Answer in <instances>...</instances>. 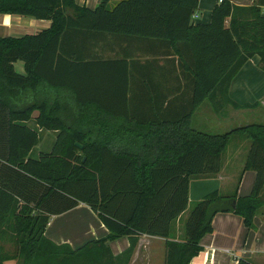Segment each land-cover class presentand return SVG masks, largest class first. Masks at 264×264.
<instances>
[{"label": "trees", "instance_id": "trees-1", "mask_svg": "<svg viewBox=\"0 0 264 264\" xmlns=\"http://www.w3.org/2000/svg\"><path fill=\"white\" fill-rule=\"evenodd\" d=\"M111 2L90 8L76 0H0V12L52 21L35 34L0 37V233L10 231L24 247L23 264H130L140 235L170 236L188 206L190 177L218 172L234 133L251 141L245 168L256 173L252 191L215 190L195 202L184 239L167 240L165 264H189L216 213L233 211L251 227L264 204V121L224 133L194 125L206 100L217 112L257 106L235 102L228 89L250 58L259 56L264 68V0H221L208 23L193 18L200 0H118L112 8ZM102 33L170 44L192 77L189 106L131 110L129 63L89 51ZM34 112L41 127L59 131L52 150L38 158L29 156L38 133L22 123ZM81 202L98 214L107 236L79 247L49 238L52 216ZM125 235L130 246L114 254L109 242Z\"/></svg>", "mask_w": 264, "mask_h": 264}, {"label": "crops", "instance_id": "crops-1", "mask_svg": "<svg viewBox=\"0 0 264 264\" xmlns=\"http://www.w3.org/2000/svg\"><path fill=\"white\" fill-rule=\"evenodd\" d=\"M76 1L80 5L95 8L101 0ZM232 1L238 5H251L258 3L260 0ZM220 2L221 0H200L199 8L195 12L198 16L194 19L199 18V11L201 10L206 11L205 23L210 22L213 9ZM262 12L264 13V5ZM51 24L52 21L49 19L0 12V37H20L25 34H35L50 27ZM88 48L89 51L104 57V59H123L129 63L130 88L128 93L131 101L128 107L131 110L150 111L158 108L175 110L189 106V99L192 95V77L187 76L179 68L178 56L170 44L136 35L102 33L98 35L96 40L89 43ZM18 64H20L19 61L15 63L16 69L19 72H24V63ZM182 94L184 95L183 98L181 97ZM156 95L159 99L158 102L153 98ZM228 95L239 104L258 103L257 106L244 108V110H264V68L259 56L250 58L236 73L229 85ZM123 122L126 124L125 121ZM250 122L249 120L247 123ZM22 123L29 126L27 122L23 121ZM235 134L238 133L230 136L226 147L221 153V168L218 172L195 174L190 177L188 206L184 212L173 220L170 236L140 235L130 264H154L152 259L155 256L157 259L160 256L162 260L160 263L165 264L167 240H183L185 237H182L181 227L178 228L177 232L176 229L174 230L173 225L175 226L177 221L181 220L183 214L186 213L193 202H197L206 194L215 190H218L224 196H246L250 194L256 176L254 170L245 168L251 148L250 139L243 133L250 143L245 148V152L240 154L242 157L244 155L240 162H237L239 154L237 151L230 153L228 158L223 155ZM262 195L264 196V190ZM80 212L88 216L90 227L86 228L81 225L82 229L80 231L76 230L74 235L76 237L73 238V241L78 239L77 242L72 243L67 238H64L66 240L63 241L59 240L65 237V233L59 232L56 227L60 226L65 219H74V217L78 219ZM108 233L109 230L97 213L82 202L62 214L53 215L46 229V235L49 238L57 243L68 242L73 247H79L91 239L107 236ZM109 244L113 253L119 254L130 246V237L120 236L110 241ZM199 245L201 246L200 251L191 259L189 264H238L240 259H245L251 264H264V204L255 214L251 227L246 226L243 217L233 211L216 213L213 218V231L204 234L199 241ZM145 250H148L149 257H141Z\"/></svg>", "mask_w": 264, "mask_h": 264}, {"label": "rangeland", "instance_id": "rangeland-1", "mask_svg": "<svg viewBox=\"0 0 264 264\" xmlns=\"http://www.w3.org/2000/svg\"><path fill=\"white\" fill-rule=\"evenodd\" d=\"M117 1L118 0H114L110 4L111 8L115 5ZM206 16H207L206 11L203 12L200 10L199 18L196 19V22L205 23L204 19L206 18ZM19 63L20 64L18 65H21L22 62L19 61ZM35 117H36V113L34 112V114L30 119L24 121L27 122L29 126H31L38 133L39 141L36 145H34L31 148L29 152V156L32 158H38L41 152H50L53 148V145L55 143L58 134V130L41 127L37 123ZM263 118H264V110H253V111H249L248 109L241 110L234 108L231 105H226L225 108L221 110V112H217L216 108L213 106V103L210 100H206L195 114L194 125L199 130L202 131H207L212 133H224L228 130H231L235 127H238L244 123L249 122V120L251 122L253 121L263 122L264 121ZM248 143H250V141L246 138V136L243 133L235 134L233 138H231L230 140V143L226 150L227 152L225 151L223 153V155H225L224 157L228 158V155H230V153H232L233 151H237L239 153L237 156V162H240L241 158H244V155L242 157V155L240 154L242 152L243 153L245 152V148L248 146ZM194 205L195 202H193L186 211V213L183 214L181 220H178L175 226L173 225L174 230L176 229L175 231L177 232H178V228L181 227L182 237L184 236L185 221L188 218ZM62 224L56 227V229L59 232L62 231L63 233H65V237L60 238L59 240L63 241L66 240L64 238H67L72 243L74 241L76 242L78 241V239H74L73 241V238L76 237L74 236L76 234V230L80 231V229H82V227H80L81 225H83V227L86 228L90 227L88 216L82 214L81 212L78 216V219H76V217H74V219L68 218L65 219ZM15 239L16 237L13 236V234L10 231L0 233V264H23V260H25L23 254L24 247L19 246V244L15 241ZM149 256L150 255H148V250H145L143 252V256L141 257H149ZM152 260L154 261V264H161L160 261H162L160 259V256L158 259L155 256Z\"/></svg>", "mask_w": 264, "mask_h": 264}, {"label": "built area", "instance_id": "built-area-1", "mask_svg": "<svg viewBox=\"0 0 264 264\" xmlns=\"http://www.w3.org/2000/svg\"><path fill=\"white\" fill-rule=\"evenodd\" d=\"M197 16H198L197 14H195V13L193 14V18H197Z\"/></svg>", "mask_w": 264, "mask_h": 264}, {"label": "water", "instance_id": "water-1", "mask_svg": "<svg viewBox=\"0 0 264 264\" xmlns=\"http://www.w3.org/2000/svg\"><path fill=\"white\" fill-rule=\"evenodd\" d=\"M77 145H78L79 147H82V145H81L80 143H77Z\"/></svg>", "mask_w": 264, "mask_h": 264}]
</instances>
